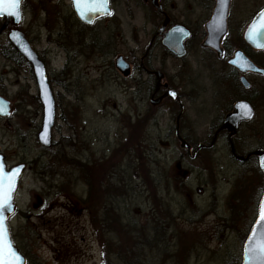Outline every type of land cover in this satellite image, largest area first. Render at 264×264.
Here are the masks:
<instances>
[{"label":"rangeland","instance_id":"rangeland-1","mask_svg":"<svg viewBox=\"0 0 264 264\" xmlns=\"http://www.w3.org/2000/svg\"><path fill=\"white\" fill-rule=\"evenodd\" d=\"M111 2L110 18L82 34L111 35V47L102 55L92 45L84 48L75 35L69 0L22 2L20 30L36 39L51 71L64 73L51 83L57 103L54 146L16 188L17 211L10 220L14 244L27 264H240L264 178L253 161L232 163L223 140L204 163L184 161L190 172L182 178L175 167L179 148L167 135L168 116L158 109L157 123L142 127L144 85L111 67L117 55L131 67L138 64L157 21L142 0ZM263 5L264 0H232V16L244 22ZM203 14L194 8L195 30ZM102 23L109 25L104 32ZM53 26L61 33L50 43L57 38ZM201 43L200 37L194 40L192 69L181 78L197 99L190 107L200 135L196 144L205 143L207 124L217 116L213 99L218 102L221 80V65ZM5 45L4 33L0 51ZM2 64L9 63L0 58ZM167 65L169 79L174 69ZM251 79L257 86L256 114L235 138L240 154L264 149V78ZM11 139L0 122V149L9 143V157L21 154ZM39 149L34 145L32 155Z\"/></svg>","mask_w":264,"mask_h":264},{"label":"flooded vegetation","instance_id":"flooded-vegetation-1","mask_svg":"<svg viewBox=\"0 0 264 264\" xmlns=\"http://www.w3.org/2000/svg\"><path fill=\"white\" fill-rule=\"evenodd\" d=\"M108 4L110 9H112L111 0H108ZM142 4L146 9L150 10V13L153 14L154 19L157 21V27L151 34L147 47L141 54L138 64H134L132 67L130 63H127L124 60L122 55L116 56V58L121 57L128 65L127 75L123 76L121 74V76L124 78H137L136 83L140 82L144 85L143 93L141 95L143 111L138 115L142 127H149L153 122L157 123V118H155L157 114L155 115V112H157L158 109H162L160 115L168 116L170 127L167 130V135L170 137L172 144L179 148V159L175 167L181 172L182 178H187L190 172L188 166H185L186 168L182 167L184 161L188 159L191 161H197L206 158L209 153L215 150V146L219 140L225 141V145L228 149V158L232 163L245 165L253 161L259 171L258 160L256 157L250 156L244 161L236 160L235 157L246 158L254 151H264V149L259 148L251 152L240 154L235 146V138L242 128H245L252 122L256 114L254 102L256 101L255 99L257 96V91L255 90L257 86L251 78H264V73L250 71L244 66H239L241 60L238 62L237 54L242 53L248 61L264 72V49L254 50L244 41L245 30L258 13L264 9V5L260 8H253V11H250L249 13L250 17L244 22L239 23L236 22L235 18L232 16V0H229L225 19V34L219 43L221 51L219 55L213 49L202 46L208 37L207 24L212 19L216 7V0H142ZM195 7L204 10L203 17L197 30H195L193 25V12ZM110 16L111 15L98 18L94 20L93 23L87 25L82 23L73 13L76 25L75 35L80 39L82 38L80 42H82L84 48H88L92 45L93 52L102 55L103 50L111 47V35L102 38V36H100L101 34L98 35L95 31L89 32L88 35H82L83 32L88 29H93L95 24L107 20ZM0 22H2L0 35L4 33L6 35L10 30V25L2 29L4 20ZM108 26V24L106 25L105 23H102V32H104ZM52 28L54 29L53 33L54 35H57V38L52 42H49H58L61 31L59 29L56 30V26H53ZM170 32L172 36H169V38L173 39V42L172 40L171 42L173 45L172 47L175 46L174 52L169 51L168 48L163 45L165 36L169 35ZM23 34L25 35L31 49L37 55L38 60L43 65L46 82L50 88L57 112V103L51 89V83L53 79L59 80L63 77L64 70L58 72H55V70L51 71L48 60L46 59V53L41 52L40 49L38 50L36 48V39L30 37L26 31L23 32ZM197 37L202 38V43L199 45L200 48L204 52H207L213 60L221 65V74L218 72V76L221 79L218 91L220 97L216 98L218 99V102L213 99L214 104L218 105L214 108L217 116H214L207 124V140L202 144H196V141L194 140V138H197L200 135L195 127V115L192 116L190 113V107H192L191 105H194L197 99L193 100L190 96V92L183 87V82L181 81V78L186 77L187 73L189 77V73L192 69L193 43ZM101 38L103 41H101ZM59 45L61 46V44ZM2 51H0V58L9 64L0 65V98L9 103V115L7 117H0V122L6 124L11 133L12 139L10 142L20 150L21 154L11 156L14 157V160L11 161L9 159L11 157L6 154V146L9 145L8 143L7 145H4L3 150L0 149V155L3 157L6 171H10L17 166H23V173L21 175L23 178L24 173L28 169L30 170L35 163L37 164L40 160L45 159V155L48 154V150H50V148H44L38 141V135L43 123V105L33 66L26 63L23 57H21L15 50L14 52L19 58L15 56L7 58L2 55ZM115 60L113 65L110 66L117 71ZM168 62H170L169 69H174L173 74L169 79L165 75V72H167L168 69ZM154 72H158L162 76L158 86L156 76L153 74ZM213 82L212 88L214 89L216 87L215 80H213ZM14 86L15 89L11 91L10 88ZM169 91L174 92L177 98L171 99L169 96H166ZM155 102L158 103L154 104ZM241 102L247 103L252 108L253 118L248 122L240 123L236 133L229 138V132L224 129L220 130V128L227 115L234 111L235 105ZM53 131L54 128L52 129V132ZM178 137L185 141L188 145L187 148L181 147ZM51 141L52 149L54 146L52 134ZM212 142L213 145L210 146ZM1 144L3 145V140H1ZM34 145L40 148V152L33 156L32 150L34 149ZM164 147L169 148V143L166 142ZM231 147H233V151ZM203 154L207 155L203 156ZM169 181L171 182V180ZM263 190L264 182L258 198L259 200ZM198 192L200 193V190ZM259 200L256 204L255 218L251 226L257 216ZM158 212H161L160 205L159 209H155L154 211L155 216ZM8 225L9 230L12 229L10 220L8 221Z\"/></svg>","mask_w":264,"mask_h":264},{"label":"water","instance_id":"water-1","mask_svg":"<svg viewBox=\"0 0 264 264\" xmlns=\"http://www.w3.org/2000/svg\"><path fill=\"white\" fill-rule=\"evenodd\" d=\"M69 1L71 4L73 13L84 24L89 25V24L93 23V21L96 20L97 18L107 16L101 12H97L95 14L88 12L84 17H81V15L79 14V12L77 11L76 7L73 4V0H69ZM21 5H22V0H21ZM228 6H229V0H226L225 4H221L220 0H216V7L214 9L212 19L207 24L208 37L206 38V40L202 44V46H204V47H209V48L213 49L219 55L221 53L220 48H219V43H220L221 38L225 34V19H226V15H227ZM108 9L110 10L109 4H108ZM20 13H21V15H20L19 20H17L14 16H9L7 14L0 15V20H4V25H3L2 29L8 25H11V27H12L6 34L7 42L12 46V48L21 57H23V59L25 60L26 63L31 64L34 68V72L36 75L37 84H38V88H39V92H40V98H41V102L43 105V123H42L41 131L38 135V141L44 148L49 149L51 147V144H52L51 130H52L54 123H55V115H56L55 102H54L53 97L51 95L50 88L46 82L45 73H44L42 63L38 60L37 55L31 49L27 39L25 38V35L18 29L20 24H21V20H22V9L21 8H20ZM257 17H258V15L254 19H256ZM89 21H91V22H89ZM252 22L249 24V26L245 30L244 41L247 45H249L254 50H263L264 47H260L258 45H264V33H262L258 36H254L252 39H249V37H248L249 27L252 24ZM169 36H172L171 32L169 35L165 36V40L163 42V45L166 46L169 51L174 52L175 46L172 47L173 46L172 45L173 39H170ZM167 38H169V39H167ZM171 40H172V42H171ZM237 55H238V57H237L238 62H239V60H241V63H239V66H244V67H246V69H248L250 71L264 73L262 70L255 67L250 61H248L242 55V53H238ZM115 67L120 74H122L123 76L127 75L128 65L126 62H124L122 60L121 57L116 58ZM153 74L156 76V82H157V86H158L160 81H161L162 76L158 72H154ZM173 93L174 92L169 91V92H167L166 96H169L171 99H176L177 97H176V95H173ZM0 102H2V104H0V106L3 107V111H0V117H7L9 115V103L2 98H0ZM157 103L158 102H155L154 104H157ZM241 104L248 105L247 103H244V102L237 103L235 105L234 111L231 114L227 115V117L224 120L222 127L220 128V130L224 129V130L229 132V138H231L236 133L238 125L240 123L248 122L253 118L252 108L248 105V107L251 109V117L249 118V116L245 114V110L242 109L241 107H239V105H241ZM178 139L180 141L181 147H183V148L188 147V145L185 143L184 140H182L180 137H178ZM45 141H47V142H45ZM213 142L210 144V146L213 145ZM231 148L233 151V147H231ZM250 156H254L257 158L259 169L264 176V168L261 167V161L264 160V151L263 150H256L253 153L249 154L246 158L235 157V159L239 160V161H244V160L248 159ZM0 163H2L4 166L3 157L1 155H0ZM5 171H6V169H5ZM11 171H17V176L15 179L14 190L11 194L10 207L5 209L3 212H0V216L3 217L4 227L7 229L8 238H9V240L13 246V250L20 257V264H26V259L21 255L19 250L13 245V242H12L11 237H10L9 227L7 224V221L9 220V218L11 216H13L17 210L15 204L13 203V196H14V193L16 191L18 182L21 178V175L23 173V166L14 167L8 172H11ZM262 198H264V191L262 193L260 200ZM258 205H259V203H258ZM257 219H258V209H257L256 219H255L252 227L250 228V231H249V233H248V235L244 241V244L242 246V255H241V263L240 264H248V257L246 256V246L248 243V238L251 235L252 231L256 230L258 232V231L264 229V222H261L258 225Z\"/></svg>","mask_w":264,"mask_h":264},{"label":"snow or ice","instance_id":"snow-or-ice-1","mask_svg":"<svg viewBox=\"0 0 264 264\" xmlns=\"http://www.w3.org/2000/svg\"><path fill=\"white\" fill-rule=\"evenodd\" d=\"M220 2L225 4L226 0H220ZM73 4L81 17H84L88 12L93 14L101 12L105 15H111L108 9V0H73ZM20 8L21 0H0V15L7 14L19 20ZM262 33H264V10L258 13V17L250 25L248 37L252 39ZM258 46L264 47V45ZM173 95L175 94L173 93ZM239 107L245 110V114L249 118L251 117V109L248 105L241 104ZM0 111H3L2 106H0ZM261 167L264 168V160L261 161ZM17 171L6 172L3 164L0 163V212L10 207ZM261 222H264V198L259 201L258 205L257 224L259 225ZM246 256L248 257V264H264V229L258 232L252 231L246 246ZM0 264H20V257L13 250L2 216H0Z\"/></svg>","mask_w":264,"mask_h":264},{"label":"trees","instance_id":"trees-1","mask_svg":"<svg viewBox=\"0 0 264 264\" xmlns=\"http://www.w3.org/2000/svg\"><path fill=\"white\" fill-rule=\"evenodd\" d=\"M5 48H3V51H2V55H4L5 57H9V58H11V57H13V56H15V57H17V58H19L18 56H17V54L14 52V50H13V48L10 46V45H5L4 46ZM18 246V245H17ZM23 247V246H22ZM19 248V247H18ZM20 249V248H19Z\"/></svg>","mask_w":264,"mask_h":264}]
</instances>
